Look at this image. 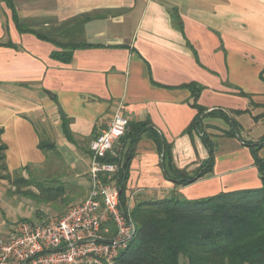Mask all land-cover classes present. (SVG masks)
<instances>
[{
  "label": "crops",
  "instance_id": "1",
  "mask_svg": "<svg viewBox=\"0 0 264 264\" xmlns=\"http://www.w3.org/2000/svg\"><path fill=\"white\" fill-rule=\"evenodd\" d=\"M14 5L22 22L43 32L68 28L69 20L81 16L83 38L100 46L76 49L69 63L56 60L51 53L58 48L21 32L12 9L0 0V42L11 43L0 45V141L7 146L10 172L46 161L49 150L39 147L42 125L57 131V149L87 145L89 162L91 140L118 108L129 121L150 119L173 144L176 165L194 170L210 153L201 135L184 132L197 114L184 86L189 83L203 87L198 103L209 111L250 109L234 117L242 126L247 114L258 123L253 116L263 111L254 113L262 108L251 101L264 104V0H14ZM64 118L76 143L64 136ZM204 122L221 131L208 129L217 142L212 173L176 186L163 172L157 144L145 134L131 160L129 194L154 200L175 190L195 199L260 187L250 148L222 135L229 128L223 118ZM258 154L264 158V146Z\"/></svg>",
  "mask_w": 264,
  "mask_h": 264
},
{
  "label": "trees",
  "instance_id": "2",
  "mask_svg": "<svg viewBox=\"0 0 264 264\" xmlns=\"http://www.w3.org/2000/svg\"><path fill=\"white\" fill-rule=\"evenodd\" d=\"M6 2L12 9L13 19L21 32L33 33L58 48L51 53V57L56 60L69 63L76 49L100 46L89 43L83 38L82 25L85 18L81 16L69 20L68 28L65 24L43 32L29 27L20 20L14 0H6ZM65 37L68 41H64ZM1 44L11 45L10 42H0ZM260 77L264 80V67ZM184 86L190 88L191 106L197 110L195 118L184 132L192 138L194 133L201 135L210 155L194 170L179 168L175 162L173 144L166 140L150 119L129 121L125 135L115 147L116 154H109L104 159L106 162L118 165V170L114 174H106L103 178L104 181L112 182L118 187L123 210L127 213L125 202L129 196L127 184L131 160L135 155L137 142L145 134L157 144L163 172L167 178L175 182L176 186L188 185L212 173L217 142L214 136L206 131L204 119L207 117L223 118L229 128L223 130L222 135L236 137L250 148L259 171L261 186L220 192L195 199L179 197L175 190L162 199H136L130 211L136 233L128 247L120 252L116 264H180L182 257L187 260V264H264V158L258 154L264 146V136L256 142L242 137L241 125L234 116L243 112L250 113V109L209 111L198 103L203 87L197 83ZM240 94L250 96L245 92ZM251 104L264 108V104L253 101ZM253 119L256 122L264 121V111L254 115ZM2 132L3 128H0V136ZM63 133L69 142L76 143L69 128L68 118L63 119ZM6 147V144L0 141V164L8 170L5 161ZM39 147L53 150L56 144L41 139ZM27 168L29 165L16 172ZM21 182L30 183L22 177L17 178L14 183ZM39 190L40 195L47 201L60 199L65 194L62 186L40 185ZM115 231V226L110 223L104 233L110 237Z\"/></svg>",
  "mask_w": 264,
  "mask_h": 264
},
{
  "label": "built area",
  "instance_id": "3",
  "mask_svg": "<svg viewBox=\"0 0 264 264\" xmlns=\"http://www.w3.org/2000/svg\"><path fill=\"white\" fill-rule=\"evenodd\" d=\"M128 123L118 108L107 127L91 140V188L86 198L59 219L20 220L0 235V264H116L136 233L130 216L135 194L130 193L125 202L126 213L118 187L103 178L114 174L118 165L104 159L116 154L115 144L125 135ZM110 223L116 231L108 237L104 231Z\"/></svg>",
  "mask_w": 264,
  "mask_h": 264
},
{
  "label": "rangeland",
  "instance_id": "4",
  "mask_svg": "<svg viewBox=\"0 0 264 264\" xmlns=\"http://www.w3.org/2000/svg\"><path fill=\"white\" fill-rule=\"evenodd\" d=\"M256 109L254 113L264 111ZM241 135L246 140L259 141L264 136V121L252 122V117L244 115L241 119ZM40 126L42 139L57 141V131L53 126ZM211 128V129H209ZM221 132L218 128L206 124V131ZM50 131V132H49ZM223 131V130H222ZM81 140V139H80ZM85 144V141H81ZM79 151H68L67 148L57 147L49 150L46 161L40 166L30 165L20 172H10L0 164V233L5 235L7 230L22 219L34 222H47L61 218L75 203L81 201L91 188L89 162L87 160V145ZM18 171V170H17ZM17 173V174H16ZM25 178L30 183L14 182L17 178ZM62 186L65 194L62 198L47 201L40 195L39 186ZM136 201V198L134 202ZM1 232V231H0ZM180 264H187L182 257Z\"/></svg>",
  "mask_w": 264,
  "mask_h": 264
},
{
  "label": "water",
  "instance_id": "5",
  "mask_svg": "<svg viewBox=\"0 0 264 264\" xmlns=\"http://www.w3.org/2000/svg\"><path fill=\"white\" fill-rule=\"evenodd\" d=\"M59 113H60V116H61V117H65V114H64V112L62 111L61 108H59Z\"/></svg>",
  "mask_w": 264,
  "mask_h": 264
}]
</instances>
